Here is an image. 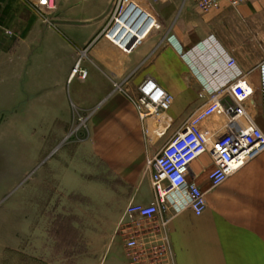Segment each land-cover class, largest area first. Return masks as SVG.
<instances>
[{"label":"crops","instance_id":"0c3cea01","mask_svg":"<svg viewBox=\"0 0 264 264\" xmlns=\"http://www.w3.org/2000/svg\"><path fill=\"white\" fill-rule=\"evenodd\" d=\"M116 1L57 0L58 12L48 18L53 26L45 27L25 0H0V71L13 79L30 75L32 115L38 117V126L49 125V131L54 116L69 115L70 103L76 112L91 115L90 121H99L108 136L98 145L105 147V160L114 173L134 181L128 202L149 205L153 197L142 154L151 141L143 136L140 125L147 135L150 122L158 120L142 125L131 103L135 97L121 91L137 92L150 78L172 98L161 118L166 138L160 151L207 104L212 84L221 85L228 78L218 55L223 51L235 59L252 87L251 112L264 134L257 70L264 60V0H246L237 10L223 5L209 13L199 11L191 0H131L153 15L159 28L151 32L146 20L123 15L120 23L132 27L139 39L146 38L129 52L103 38ZM76 27L83 29L82 37L72 30ZM80 52L85 53L82 68L88 73L84 82L70 78ZM56 99L62 107H56ZM213 117L200 124L210 137L224 133L226 124L224 116ZM190 170V178L205 193L206 208L200 216L190 210L174 217L167 213L172 253L168 264H264V153L213 190L209 189L213 164L208 153L194 161ZM122 214L115 238H121L128 264L123 233L131 228L120 223ZM92 258L80 261L92 264Z\"/></svg>","mask_w":264,"mask_h":264},{"label":"rangeland","instance_id":"374dc122","mask_svg":"<svg viewBox=\"0 0 264 264\" xmlns=\"http://www.w3.org/2000/svg\"><path fill=\"white\" fill-rule=\"evenodd\" d=\"M33 11L50 27L48 18L58 6L50 15ZM72 30L82 37L83 29ZM1 72L0 264H84L80 260L87 256L93 257L92 264H126L115 225L129 204L134 181L114 173L105 160V147L98 145L108 136L100 122L90 121L91 115L76 112L70 103L69 115L54 116L49 131V125L38 126L30 75L13 79ZM121 92L137 97L136 91ZM61 103L56 99V107ZM157 122L149 124L145 162L166 138L162 119Z\"/></svg>","mask_w":264,"mask_h":264},{"label":"built area","instance_id":"2783aa9c","mask_svg":"<svg viewBox=\"0 0 264 264\" xmlns=\"http://www.w3.org/2000/svg\"><path fill=\"white\" fill-rule=\"evenodd\" d=\"M30 7L38 12L52 14L56 10L57 0H25ZM157 3L161 0H144ZM202 13L219 10L223 5L237 10L246 0H191ZM132 7L141 11L152 22L159 26L156 18L142 11L137 3L131 0H117L108 27L103 38L122 51H132L142 41L117 38L115 31L118 20L123 13ZM159 28V27H158ZM114 32V33H113ZM223 62V71L228 78L221 85L212 84L213 88L207 104L197 111L186 123L184 128L172 136L161 150L147 162L150 187L153 200L149 205L129 202L123 211L120 223L126 224L131 230L123 233V246L128 264H168L172 253L169 247L167 226L170 217L185 210L200 216L206 208L205 193L194 183L190 165L202 155L208 153L213 170L208 176L209 189L221 186L229 177L237 173L244 165L255 159L264 148V134L254 121L252 109V87L245 75L237 69L234 58L225 52L218 53ZM85 53L78 54L71 70L70 78L84 82L87 71L82 68ZM259 113L264 118V60L258 68ZM243 85V87H241ZM115 89L119 90L117 86ZM172 98L152 79L146 78L137 87V97L133 107L138 120L145 125L149 119L160 120L169 110ZM223 115L235 122L238 127L225 131L220 137H210L202 131L200 123L212 116ZM236 127V128H237ZM146 133V131H145ZM133 229V230H132Z\"/></svg>","mask_w":264,"mask_h":264},{"label":"bare ground","instance_id":"6f19581e","mask_svg":"<svg viewBox=\"0 0 264 264\" xmlns=\"http://www.w3.org/2000/svg\"><path fill=\"white\" fill-rule=\"evenodd\" d=\"M141 8V7H140ZM142 9V8H141ZM142 11H144L143 9H142ZM129 13V15H131V14H133V16L134 17H138L139 16V19H141V20H146V22L147 23H149L150 24V29H151V32L153 31V30H157L158 29V27L159 26H157V25H155V26H152V22L147 18V16H143L140 12H137V10H135L134 8H132V7H129L124 13H123V15L125 16V15H127ZM122 15V16H123ZM122 21H124L123 20V18L122 17H120L119 18V20H118V24L116 25V27H115V31L116 30H119L120 32V36L121 37H123L124 39H123V41L124 40H130V42H132V41H135V40H140V41H143L144 39H139L138 37H136V35H134L133 33H132V27L129 29V27H128V25L127 26H125V25H122L120 22H122ZM150 32V33H151ZM114 33V32H113ZM258 80H259V86L258 87H260V78H259V73H258ZM258 110H259V106H258ZM260 114V113H259ZM213 116V115H212ZM212 116H210V117H212ZM254 116V115H253ZM210 117H208V118H210ZM208 118H206V119H208ZM206 119H204L203 121H205ZM157 120V119H156ZM202 121V122H203ZM255 121V120H254ZM201 122V123H202ZM200 123V124H201ZM257 126V125H256ZM237 126L235 125V122L234 121H231V120H229V119H226V124H225V126H224V133H225V131L227 130V133H228V131L230 132V131H232V132H235V130H237L238 129V127L240 128H244V126H240V125H238V127L236 128ZM260 130V129H259ZM148 131H149V129H148ZM224 133H222V134H220V135H216V136H214V137H220L221 135H223ZM149 135H150V132H148V139L149 140H151L150 138H149ZM224 136V135H223ZM213 137V138H214ZM222 137V136H221ZM261 153H264V148H262L261 149V151H260ZM260 153V154H261Z\"/></svg>","mask_w":264,"mask_h":264},{"label":"water","instance_id":"95a60500","mask_svg":"<svg viewBox=\"0 0 264 264\" xmlns=\"http://www.w3.org/2000/svg\"><path fill=\"white\" fill-rule=\"evenodd\" d=\"M137 12H140V13H141V11H137ZM141 14L144 16L143 13H141ZM120 37H121V36H120V33H119L117 38H120Z\"/></svg>","mask_w":264,"mask_h":264},{"label":"snow or ice","instance_id":"6c2138e0","mask_svg":"<svg viewBox=\"0 0 264 264\" xmlns=\"http://www.w3.org/2000/svg\"><path fill=\"white\" fill-rule=\"evenodd\" d=\"M241 87H243V85H241Z\"/></svg>","mask_w":264,"mask_h":264}]
</instances>
